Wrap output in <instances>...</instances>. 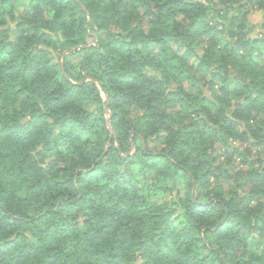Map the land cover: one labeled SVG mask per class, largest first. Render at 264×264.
Instances as JSON below:
<instances>
[{
	"label": "trees",
	"instance_id": "1",
	"mask_svg": "<svg viewBox=\"0 0 264 264\" xmlns=\"http://www.w3.org/2000/svg\"><path fill=\"white\" fill-rule=\"evenodd\" d=\"M254 8L0 0V264H264Z\"/></svg>",
	"mask_w": 264,
	"mask_h": 264
},
{
	"label": "rangeland",
	"instance_id": "2",
	"mask_svg": "<svg viewBox=\"0 0 264 264\" xmlns=\"http://www.w3.org/2000/svg\"><path fill=\"white\" fill-rule=\"evenodd\" d=\"M249 20H250L251 23H253L254 25H256L258 27V29L256 30V33L255 34L260 33V32H264V28L261 29V27H260V24L262 22V13H261L260 10L254 8L253 11H252V13L249 16ZM89 44L90 45H93V42H91L89 40ZM196 50H197V53L202 54V49L196 48ZM104 98H106V97L104 96ZM108 122L110 123V119H108ZM217 153L221 156V160L225 163V161H227L226 159H228V157H226L225 155H222L224 153V149L221 148V147H218ZM252 155L255 156V157H257V158L264 159V144L261 147H258V148L257 147L256 148L254 147L252 149ZM241 164H239V163L236 162V163H233L231 167L232 168H236V169H238V168L246 169ZM229 188H230V185L227 184V189H229ZM168 200H169L168 196H166V198H162V201H168Z\"/></svg>",
	"mask_w": 264,
	"mask_h": 264
},
{
	"label": "water",
	"instance_id": "3",
	"mask_svg": "<svg viewBox=\"0 0 264 264\" xmlns=\"http://www.w3.org/2000/svg\"><path fill=\"white\" fill-rule=\"evenodd\" d=\"M80 48H81V47L76 48V49L72 50L71 52H75V51L79 50ZM66 54H67V53H64V56H65ZM107 100H108V97H107Z\"/></svg>",
	"mask_w": 264,
	"mask_h": 264
}]
</instances>
